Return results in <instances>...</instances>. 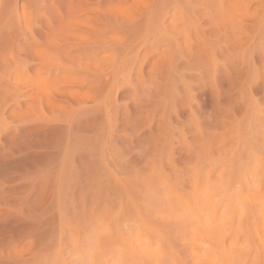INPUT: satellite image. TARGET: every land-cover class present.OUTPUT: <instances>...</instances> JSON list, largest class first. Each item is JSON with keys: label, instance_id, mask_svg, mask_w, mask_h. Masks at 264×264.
Segmentation results:
<instances>
[{"label": "rangeland", "instance_id": "obj_1", "mask_svg": "<svg viewBox=\"0 0 264 264\" xmlns=\"http://www.w3.org/2000/svg\"><path fill=\"white\" fill-rule=\"evenodd\" d=\"M244 179L264 196V0H0V264L94 236L92 264H264V203L199 222Z\"/></svg>", "mask_w": 264, "mask_h": 264}, {"label": "bare ground", "instance_id": "obj_2", "mask_svg": "<svg viewBox=\"0 0 264 264\" xmlns=\"http://www.w3.org/2000/svg\"><path fill=\"white\" fill-rule=\"evenodd\" d=\"M246 177V176H245ZM242 180V178H241ZM239 183V182H238ZM247 183V184H246ZM245 183V179L235 188H232V191H226V194L224 196V199L222 200V202L218 203V202H215L212 198V195L208 193H205L204 195V198L206 200V213L203 212V214H205V216H203L202 214V219L199 221L201 222V225L203 227V234L204 236H207V235H211L212 233H215V232H218V234L222 231H224L226 229V224L228 221H226L228 218V214L229 212L232 214L233 213V216H234V213L233 210H235L236 208L238 209H241L239 212H241L245 207H249V202L250 203H254V202H251V201H255L257 204L259 205H262L264 203V196H258L256 195V186H255V183L254 182H246ZM246 184V185H245ZM245 185V186H244ZM236 186V185H235ZM198 192H196L195 194H197ZM203 194V193H202ZM252 196H251V195ZM194 195V194H193ZM198 195V194H197ZM199 195H200V192H199ZM198 195V196H199ZM249 195V196H248ZM193 197V196H192ZM199 197H202V196H199ZM251 197V198H249ZM203 198V197H202ZM196 200V199H195ZM204 200V201H205ZM181 201H184L185 200H181ZM190 201V200H188ZM201 201V200H200ZM203 201V202H204ZM182 202V203H184ZM187 202V201H186ZM202 202V201H201ZM181 203V204H182ZM193 203V202H192ZM185 204V203H184ZM195 204V203H194ZM197 204V203H196ZM204 204V203H203ZM190 205V204H189ZM248 205V206H247ZM203 206V205H202ZM193 207V205L191 206V208ZM195 207V206H194ZM252 207V206H251ZM258 208V206H257ZM188 209V208H187ZM260 211H261V207L258 208ZM196 210V209H194ZM245 210V209H244ZM243 210V211H244ZM258 210V211H259ZM190 211V210H188ZM259 211V212H260ZM187 212V211H186ZM258 212V213H259ZM202 213V212H201ZM185 214V213H184ZM237 214V213H236ZM260 214V213H259ZM196 215V214H195ZM262 216V213L261 215ZM204 217V218H203ZM230 217V216H229ZM263 217V216H262ZM264 219V218H263ZM196 222V221H195ZM200 224V223H199ZM199 228V227H197ZM223 233V232H222ZM221 233L220 236H222L223 234ZM123 235V233H122ZM133 235V234H132ZM131 235V236H132ZM127 236V235H126ZM128 237V236H127ZM203 237V235H202ZM208 238H212V237H208ZM130 239V238H129ZM128 238L126 237H122L121 240H122V244H120L119 248H121V245H122V251L119 252L120 253V259L124 258L121 256L123 255V253L126 255V254H130V255H133L135 252H142L144 254H148V253H155L154 250L152 251L153 247L154 246L152 244L151 241H143L141 240L140 241V238H137L136 240L132 241V239L129 240ZM135 239V238H134ZM157 239V238H156ZM196 240V239H195ZM221 240V239H220ZM158 241V240H157ZM221 242H224L221 240ZM221 242H220V245L219 246H222V250H224V252L226 253V255H233V252H234V249L230 246H227V248L224 246V245H221ZM120 243V242H119ZM219 243V242H218ZM118 245V244H117ZM152 247V249H151ZM138 248V250H137ZM113 251V250H112ZM156 251V250H155ZM223 252V251H222ZM116 253V252H115ZM223 253V254H225ZM235 253V252H234ZM117 254V253H116ZM155 255V254H153ZM111 256V255H109ZM141 256V255H140ZM118 257V256H117ZM127 257V256H126ZM139 257V256H138ZM145 257V255H144ZM154 257V256H153ZM108 258V257H107ZM117 258V259H119ZM140 258V257H139ZM142 258V257H141ZM147 258V256H146ZM104 259V257H103ZM106 259V258H105ZM111 259V257H110ZM119 259V261H120ZM126 259V258H125ZM97 260V259H96ZM99 260V259H98ZM128 260V259H127ZM133 260V259H132ZM155 260V259H154ZM103 260H101V263H102ZM107 261V259H106ZM152 261V260H151ZM98 262V261H96ZM104 262V261H103ZM118 262V261H117ZM116 262V264H117ZM123 262V261H122ZM99 263V262H98ZM98 263H94V264H98ZM105 263V262H104ZM110 263V262H109ZM145 263V262H144ZM113 264V263H112ZM119 264V263H118ZM141 264V263H140Z\"/></svg>", "mask_w": 264, "mask_h": 264}, {"label": "clouds", "instance_id": "obj_3", "mask_svg": "<svg viewBox=\"0 0 264 264\" xmlns=\"http://www.w3.org/2000/svg\"><path fill=\"white\" fill-rule=\"evenodd\" d=\"M98 239H99L98 236H94V237L90 238V241H89L90 247L88 249L89 261L87 262V264H92L91 257L94 255L95 244H96ZM78 259H79V257H78Z\"/></svg>", "mask_w": 264, "mask_h": 264}]
</instances>
